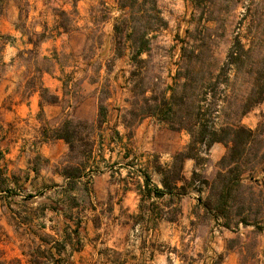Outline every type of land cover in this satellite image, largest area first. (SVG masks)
I'll return each instance as SVG.
<instances>
[{
  "label": "rangeland",
  "instance_id": "rangeland-1",
  "mask_svg": "<svg viewBox=\"0 0 264 264\" xmlns=\"http://www.w3.org/2000/svg\"><path fill=\"white\" fill-rule=\"evenodd\" d=\"M198 1L201 4L199 8L194 5ZM20 2L23 8L22 19L26 24L34 21L46 22L48 27H52L59 18V10H65L70 13L69 24L73 28L70 32L54 40L48 39L39 46L40 58L42 56L52 58V52L56 50L57 55L53 65L49 63L42 65L41 60L39 64L43 69L47 66L50 73L60 78V82L49 81V86H45L49 88H47L49 93H53V88L58 86L64 97L61 104V107H64L62 115L55 120H45L48 129L42 132V136L44 137L45 133L49 136L51 130L58 127L64 119L82 121L90 126L92 139L96 141L95 150L91 151L90 157L94 156L97 163H90L92 166L88 169L80 167L81 175L86 181L92 180L94 175L107 168L103 158H109L111 155L107 150L103 152V149L110 147L99 146L102 141L106 144L104 139L107 138L108 143L112 144L113 154L117 152L116 154L123 153L127 156L124 166L119 170L121 174L126 176L129 173L137 176L146 165H150L148 171L155 180L156 174L152 171L155 159L160 165L170 163L175 152L188 143L189 135L184 130L169 129L153 117L141 120L133 128L132 136L129 138L127 135L128 131L122 125L119 116L128 107L130 98L128 76L131 65L128 50L120 57L114 55L113 24L119 16L115 1L78 0L75 12H72L73 0H27V2L20 0ZM158 6L167 25L155 32L156 37L152 46L155 60L150 66V71L153 74H162L168 83L172 82L170 76L176 69L175 64L180 53L181 43L178 39L184 38L187 30L196 35L203 33L212 35L217 42L212 47V53L222 59L232 36L238 30L241 34L245 32L244 26L238 27V22L244 13H247L249 15L247 18H252L255 23L262 21L264 28V0H159ZM107 11L108 18L103 21ZM94 21L98 23L94 24ZM204 25L208 28H204ZM36 29L40 30L41 26L38 25ZM170 53L172 58L168 57ZM23 58L26 59L27 56ZM17 61L23 65L19 72L18 87L25 96L32 87L30 78L37 74L27 61L22 59ZM167 70L170 71L169 77ZM70 75H72L71 79L68 78ZM100 89L107 107V123L103 124L101 129H97L95 121ZM1 116L3 115L0 114V150L2 152L9 147L17 148L12 150V157L9 155L7 165H12L13 161V164L24 167L30 162V167L45 168V158L33 154L41 143V137L37 134V130L44 126L41 114L21 119L6 117L7 120ZM241 123L252 130H257L254 136L255 142L247 152L251 157L256 148L260 149L248 165L255 168L252 172L254 181L249 182L248 178L244 181L243 185H250L251 188L250 190L242 188V195L252 198L250 209L244 211V214L250 220L258 221L249 225L236 224L234 221L237 217H234L228 224L230 227H224L223 217L215 218L198 202V196L204 200L208 195L209 185L196 182V187L200 188L201 192L193 187H187L184 204L188 211L181 216L177 215V222L174 225L161 222L156 226L155 233L151 232V254L155 250L156 264H215L216 261L220 264H264V202L262 201L264 173L261 171V168H264V102H260L243 116ZM116 126H119V131ZM119 132L121 135L118 134ZM81 149L82 147L79 146L74 152L68 151L66 157L60 159L61 172L69 165L77 166L78 163L86 162L85 155L76 151ZM225 154L226 147L221 143H214L208 151L201 152V156L206 157L202 163L195 164L193 159H185L182 175L189 180L195 168L199 180L205 179L208 182L215 180L217 192L219 190L217 176L219 172H223L218 161ZM2 159L4 153L0 155V164L3 165ZM16 165L13 169L15 173L6 175L7 181L5 176H2L3 181L0 180V264H33L29 261L33 259L45 264H66L69 262L66 255L64 258L57 254L61 247L57 242L59 237L56 234H62V231L58 230L67 223H63L62 216H57L50 210L41 212L39 209L42 204L55 205L38 195L39 188L44 185L42 181L44 178L34 176L29 180L27 170ZM113 171L114 169H111L114 175ZM248 174L246 170L244 177H248ZM181 184L182 181L178 183ZM77 198L78 207L74 210H72L73 200L69 202L67 198L64 199V203L73 206L65 210L67 215L72 214L75 217L74 222L85 216L86 212L83 210L88 207L85 192L78 193ZM249 203L245 202V204ZM143 233H139L138 230L136 236L140 234V238H143ZM133 238L135 239V235ZM20 249L26 253L29 263L20 255ZM51 249L53 259H48L49 257L45 259L48 255L47 251ZM217 256H220L219 260H216Z\"/></svg>",
  "mask_w": 264,
  "mask_h": 264
},
{
  "label": "trees",
  "instance_id": "trees-1",
  "mask_svg": "<svg viewBox=\"0 0 264 264\" xmlns=\"http://www.w3.org/2000/svg\"><path fill=\"white\" fill-rule=\"evenodd\" d=\"M76 1L78 0H73L72 12L76 11ZM114 1L119 12L113 24L114 55L120 57L128 50L131 65L128 76L130 83L128 107L119 116L122 125L128 131L127 135L130 138L135 125L146 117H153L169 129L184 130L189 135L188 143L173 155L170 164L160 165L155 159L153 171L160 175L161 187L152 184L147 167L142 170L143 196L152 194L155 197H162L167 194L171 197V201L173 197L179 199L186 195L188 186L201 192L195 184L201 182L209 185V191L204 200L198 196V202L215 218L223 217L224 227L229 228L228 224L234 217H237L234 221L236 224L256 223L258 220H250L244 214V211L250 209L252 198L243 196L242 188L249 190L251 188L250 185L244 186L243 183L247 178L249 182L254 181L252 172L255 168L248 165L260 149L256 148L254 154L248 156V149L255 142L254 136L257 130L243 125L241 118L254 106L264 102L263 22L255 23L252 18H247L249 16L247 13H244L238 22V27L244 26L245 32L241 34L238 30L232 36L222 59L212 53V47L217 43L212 35L205 33L196 35L187 30L186 36L178 39L181 43L180 53L175 64L176 69L170 76L172 82L168 83L162 74H153L150 71V66L155 60L152 53L155 32L167 25L158 6L159 0ZM199 3L198 1L194 5L199 8L201 7ZM21 10L23 12V8H20L15 28L26 37L24 43L30 47L19 50L16 59L30 63L34 73L37 74L30 78L33 88L30 87L33 91H39L40 106L44 103H57L59 97L49 93L41 82L43 72L50 70L47 66L43 69L39 64L41 60L42 65L45 63L53 65L57 55L56 50H53L52 58L46 56L40 58L38 49L42 42L48 39L54 40L73 30L69 24L70 13L59 10V18L52 27H48L46 22L34 21L26 24L21 17ZM106 13L103 21L108 18L109 12ZM94 22V24L98 23ZM38 25L41 26L40 30L36 29ZM204 28L208 27L204 25ZM168 57L172 58V53ZM167 73L169 77L170 71L167 70ZM71 77L72 75L68 76L69 79ZM101 90L98 94L95 121L97 129H100L107 120V107L102 99L104 97ZM261 127L260 125V131ZM90 130V126L82 121L64 119L58 127L51 130L49 136L45 133L44 138L64 140L68 144L70 153L79 146L82 147L81 150L76 151L85 155L87 162L94 144ZM214 143H221L226 147V154L218 161L223 172H219L217 176L219 182L217 192L215 180L212 182L199 180L195 168L189 180L182 175L184 160L193 159L195 164L202 163L206 157L201 156V152L208 151ZM86 162L78 163L77 166L69 165L63 169L62 173L68 178L71 186H73L71 181L80 177L81 169ZM246 170L249 172L248 177H244ZM261 171L264 172V168H261ZM2 179L0 168V180L3 181ZM181 181L183 184L178 185ZM246 201L250 203L245 204ZM262 201L264 202V198ZM179 213L180 208L177 206L165 215L158 210L156 217L176 221ZM78 225L79 220H76L72 230L75 234L78 233ZM257 229L261 228L257 227ZM41 239L45 241L44 238ZM47 254L45 259L47 257L53 259L52 253L47 252ZM219 259L220 256H217L216 260ZM29 261L33 264H45L36 259ZM215 264L220 263L216 261Z\"/></svg>",
  "mask_w": 264,
  "mask_h": 264
},
{
  "label": "crops",
  "instance_id": "crops-1",
  "mask_svg": "<svg viewBox=\"0 0 264 264\" xmlns=\"http://www.w3.org/2000/svg\"><path fill=\"white\" fill-rule=\"evenodd\" d=\"M21 1L27 2V0ZM20 3V0H0V114L5 119L6 117L21 119L35 117L38 113L41 114L43 117V120L41 119L42 125L44 126L41 125V130H37V134L41 137V143L32 152L42 155L46 160V166L41 169L33 168L29 166V161L24 167L13 164V161L11 162L12 165L8 166L9 155L12 157V150L17 149L9 147L2 152L0 150L1 156L4 153V159H2L4 164H0L2 176H5L7 181L6 175L15 173L13 169L16 165V167L27 170L29 180L34 176L44 178L42 179L44 185L39 188L38 195L52 201L55 205L42 204L39 209L41 212L50 210L57 216H62L63 223L68 224L58 230H61L62 234H56L59 237L57 242L61 246V250L57 254L64 258L66 255L67 261H69L67 264H156L155 250L151 254V232L155 233L156 226L161 222L167 225H174L177 222V220L168 221L156 217V212L159 210L165 215L173 207L178 206L180 208L178 216L185 214L188 211L184 204L185 195L179 199L173 197L171 201V197L167 194L162 197H155L152 194L143 196L144 176L142 172L137 176L129 175V173L126 176L121 174L119 170L124 166V160L127 159V156L123 153L116 154L117 152L113 154L111 151L113 150L112 144L108 143V138L104 139L106 144L103 141L99 143L100 147H110L103 149V152L107 150L108 154L111 155L109 156L110 159L103 158V163H106L107 168L99 172L98 175H94L89 181L80 175L71 181L73 186L70 185L68 178L60 170L59 162L60 159L66 157L69 151L68 144L62 139L48 140L42 136V132L48 129L45 120H55L64 111V107H61L62 92L58 86L54 87L52 91L59 97V101L57 103H44L40 106V95L37 90L31 89L32 91L30 90L27 95L23 96L22 90L18 87L19 72L23 65L17 61L16 54L24 47H30L24 43L26 37L22 36L21 32L15 28L20 15V8H22ZM21 17H23L22 10ZM54 80L60 82V78L55 77L54 73L43 72L41 82L44 87L49 86V81ZM37 125L39 126V123ZM38 126L34 127L37 129ZM116 129L119 131V126H116ZM118 134L121 135V132ZM95 147L96 141H94L92 150H95ZM90 163H97L94 156L88 158L84 167L88 169L92 166ZM146 167L149 168L150 165H146ZM111 169H114V175L111 173ZM154 173L156 174L155 180L149 172L150 181L152 184L161 187L160 175ZM80 192H85L87 195L88 207L83 210L86 214L79 219L78 233L75 234L72 231L75 227V217L72 214L67 215L65 209H71L74 206L72 209L74 210L78 207L77 195ZM66 198L68 201L73 200L74 205L64 203ZM186 203L188 204V202ZM81 208L79 207V209ZM72 213L74 214V212ZM138 218H142V220H138ZM72 224L74 226H71ZM138 230L139 233L144 232L143 238H140V234L138 237L136 236ZM134 235L135 239L133 238ZM52 249V252H47L53 255ZM20 255L24 256L25 261L28 262L23 249H20Z\"/></svg>",
  "mask_w": 264,
  "mask_h": 264
}]
</instances>
